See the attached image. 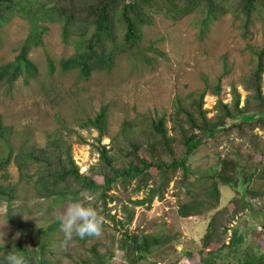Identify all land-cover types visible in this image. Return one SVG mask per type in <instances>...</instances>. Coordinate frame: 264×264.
Segmentation results:
<instances>
[{"label": "rangeland", "instance_id": "obj_1", "mask_svg": "<svg viewBox=\"0 0 264 264\" xmlns=\"http://www.w3.org/2000/svg\"><path fill=\"white\" fill-rule=\"evenodd\" d=\"M45 27L41 44L28 51L34 72L21 74L11 83L0 79V116L9 130L8 140L13 152L26 146H44L57 127L76 130L85 139L83 144H72V155L80 172L87 171L97 161L94 148L97 134L95 130L79 128V121L104 108L107 136L102 142L108 143V137L117 132L124 120L149 109L169 113L174 96L183 97L220 77L218 97L211 94L210 89L204 97V108L211 115L217 98L230 102L231 83L238 86L239 78L250 68L252 49L264 40V14L252 21L247 33L242 31L240 19L231 14L212 21H205L200 10L176 21L156 14L153 23L143 27V38L138 47L116 56L111 67L91 69L84 76L76 66L63 65V60L73 55L74 47L62 42L59 25L46 23ZM27 35L28 24L20 17H13L0 26V66L15 58ZM238 88L242 100L244 93L241 87ZM258 133L264 136V132ZM72 137L74 139L75 135ZM238 147L242 153L249 151L248 143L234 135L207 140L188 157L190 169L196 171L188 176L193 186L177 188L172 181L162 199L155 198L149 208L135 207L130 230L164 239L151 245L138 264H204L210 258L214 264H236L238 260L234 256L226 257L228 248L224 245L230 233L236 230L237 233H245L249 241L253 239L254 232L262 234L260 229L251 227L255 221L249 215L253 210H264V194L251 198L240 186L219 184L218 205L204 209L200 215L183 217L178 212V205L189 199V194L199 182L207 183L212 179L218 160ZM252 161L258 165V171L249 187L260 190L264 188V158L254 155ZM7 170V180L0 175V182L16 184L17 197L10 204L0 202V231L5 233L4 245L0 243V246L7 249L15 247L23 254L25 264H38L36 251L40 246H44L45 257L52 264H74L87 255L85 246L88 242L79 244L74 235L70 240L66 239L60 230L58 217L65 202L75 198H90L92 205L104 217L105 210L99 196L89 189H81L73 198L69 194L40 198L30 177H21L24 170H18L12 163ZM151 173L149 170L148 178ZM94 179L96 183L102 181L100 177ZM138 179L137 176L131 178L129 183L133 184ZM131 189L132 186L119 187L109 192L117 200L108 203L107 207L117 218L122 215L120 206L127 197L141 198L145 195V191L133 195ZM235 195L242 197L238 207L230 202ZM244 201L247 210L243 207ZM221 207L223 211L218 214L220 224L212 230L203 247L207 223ZM105 219L109 226L95 237L100 242L98 251L106 252L107 264H126L115 247L118 229ZM259 245L264 249V241ZM260 254L264 256V252Z\"/></svg>", "mask_w": 264, "mask_h": 264}, {"label": "trees", "instance_id": "obj_2", "mask_svg": "<svg viewBox=\"0 0 264 264\" xmlns=\"http://www.w3.org/2000/svg\"><path fill=\"white\" fill-rule=\"evenodd\" d=\"M194 10L204 14L205 21L216 20L231 14L240 19L244 33L255 18L264 14V0H0V26L13 17H20L28 24V35L15 58L0 66V79L13 82L21 74H32L34 66L28 58V51L41 44L46 23H56L60 27L63 43L71 44L74 53L63 60V65L76 66L86 76L91 69L109 68L116 56L138 47L143 38V27L153 23V17L161 14L176 21ZM264 74V40L252 49L250 68L238 80V86L230 85V102L217 98L212 114L204 108V97L208 89L218 97L220 77L204 87L193 90L185 96H174L169 113L149 109L124 120L117 132L107 136V123L104 108L92 116L78 122L84 130H95L94 148L97 161L87 171L80 172L72 155V144L85 143V139L72 128L61 126L49 135L44 146H26L13 152L8 140V128L0 116V175L8 178V166L12 163L18 170H24L21 177H30L35 193L40 198L72 195L89 189L99 196L105 210L104 217L118 229L119 236L115 247L120 251L126 264H138L151 245L160 243L158 235L131 231L135 207H150L152 201L162 199L170 182L174 187L187 188L190 173L188 157L207 140L234 135L247 142L249 151L242 153L235 148L218 160L212 179L199 182L189 199L178 205L183 217L200 215L206 208H215L219 203V184L240 186L249 197L262 196L264 188L251 189L250 183L257 174L258 165L253 164V156L264 158V94L262 78ZM244 97L241 100V92ZM75 135L73 139L72 135ZM149 170L152 175L147 177ZM139 177L130 184L129 180ZM204 176V175H202ZM95 177L102 179L96 183ZM132 186V194L145 191L141 198L127 197L121 203V217L111 214L108 203L117 200L113 193L119 187ZM178 194V193H177ZM17 197V185L0 182V202L10 204ZM241 198L235 195L230 202L237 207ZM215 211L209 219L203 236V247L219 224ZM103 217L105 231L109 226ZM228 218L227 220H229ZM85 244L87 255L74 264H107L105 253H100V242L95 237L80 239ZM0 259L11 249L0 246ZM21 251L25 250L21 247ZM38 264H52L45 257V248L36 251Z\"/></svg>", "mask_w": 264, "mask_h": 264}, {"label": "clouds", "instance_id": "obj_3", "mask_svg": "<svg viewBox=\"0 0 264 264\" xmlns=\"http://www.w3.org/2000/svg\"><path fill=\"white\" fill-rule=\"evenodd\" d=\"M60 230L65 238L70 240L73 235L80 239L85 237H99L103 228V217L90 202V198L70 199L63 205L58 217ZM19 236V233L16 234ZM5 233L0 231V243L4 245ZM0 264H25L23 254L15 247L7 251Z\"/></svg>", "mask_w": 264, "mask_h": 264}, {"label": "flooded vegetation", "instance_id": "obj_4", "mask_svg": "<svg viewBox=\"0 0 264 264\" xmlns=\"http://www.w3.org/2000/svg\"><path fill=\"white\" fill-rule=\"evenodd\" d=\"M243 204L244 209L247 210L246 202L244 201ZM249 217L252 221H255V225H251V227L255 230L260 229V232L262 234L254 232L253 239L249 241L247 240L245 233H237V230L230 233V238L224 245L228 248L226 257H229L230 254L234 256L238 260L236 264H263L264 256H262L261 254L259 255V253H263L264 249H262L259 244H262V242L264 241V210H253L252 212H250ZM213 254L214 253L212 251L211 255ZM217 256L219 257V255ZM210 259H207L204 264H214L212 261L213 259L211 261Z\"/></svg>", "mask_w": 264, "mask_h": 264}, {"label": "water", "instance_id": "obj_5", "mask_svg": "<svg viewBox=\"0 0 264 264\" xmlns=\"http://www.w3.org/2000/svg\"><path fill=\"white\" fill-rule=\"evenodd\" d=\"M263 231H264V228H263Z\"/></svg>", "mask_w": 264, "mask_h": 264}]
</instances>
